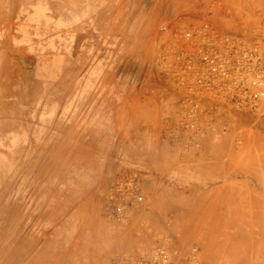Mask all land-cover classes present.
<instances>
[{
	"label": "rangeland",
	"instance_id": "374dc122",
	"mask_svg": "<svg viewBox=\"0 0 264 264\" xmlns=\"http://www.w3.org/2000/svg\"><path fill=\"white\" fill-rule=\"evenodd\" d=\"M204 26L264 43V0H0V264H258L264 101L191 88Z\"/></svg>",
	"mask_w": 264,
	"mask_h": 264
},
{
	"label": "built area",
	"instance_id": "2783aa9c",
	"mask_svg": "<svg viewBox=\"0 0 264 264\" xmlns=\"http://www.w3.org/2000/svg\"><path fill=\"white\" fill-rule=\"evenodd\" d=\"M184 38L188 55L185 71L198 96L240 112L259 108L264 101L262 41L243 32H222L211 26L187 31ZM117 212L120 214L122 208L118 207ZM191 254L194 256L196 249ZM139 264L172 263L169 251L159 247Z\"/></svg>",
	"mask_w": 264,
	"mask_h": 264
},
{
	"label": "crops",
	"instance_id": "0c3cea01",
	"mask_svg": "<svg viewBox=\"0 0 264 264\" xmlns=\"http://www.w3.org/2000/svg\"><path fill=\"white\" fill-rule=\"evenodd\" d=\"M258 137H260L262 140H264V119H262V121L260 122V124H259V126H258ZM263 197V199H264V195H262ZM231 212V211H230ZM262 236H264V235H262ZM252 247H255V246H252ZM256 248H261L262 249V251H261V253H259L258 255H257V263L259 264H264V237H263V239L261 240V242L259 243V245L257 244L256 245Z\"/></svg>",
	"mask_w": 264,
	"mask_h": 264
},
{
	"label": "bare ground",
	"instance_id": "6f19581e",
	"mask_svg": "<svg viewBox=\"0 0 264 264\" xmlns=\"http://www.w3.org/2000/svg\"><path fill=\"white\" fill-rule=\"evenodd\" d=\"M74 201V200H73ZM76 208V207H75ZM82 213V212H81ZM77 215V214H76ZM75 215V216H76ZM74 217V216H73ZM71 219V218H70ZM68 220V219H67ZM71 221V220H70ZM75 223V222H74ZM73 224V223H72ZM70 226H72V225H70ZM70 228V227H69ZM71 228H73V227H71ZM76 229V228H75ZM73 231H74V229H73ZM78 231V230H77ZM86 231V230H85ZM91 232V231H90ZM77 235V234H76ZM73 236V235H72ZM78 237V236H77ZM90 238V237H89ZM88 240V239H87ZM82 241V240H81ZM86 242V241H85ZM88 246V245H87ZM205 246H207V245H205ZM85 247V246H84ZM207 247H209V246H207ZM88 248V247H87ZM65 249V248H64ZM86 249V248H85ZM226 249V248H225ZM227 250V249H226ZM25 254V253H24ZM21 257V259H22V257H23V255L22 254H20L19 255V258ZM29 257V256H28ZM20 260V259H19ZM23 260V259H22ZM45 261V260H44ZM12 262V261H11ZM45 263V262H44ZM44 263H42V264H44ZM7 264V263H6Z\"/></svg>",
	"mask_w": 264,
	"mask_h": 264
}]
</instances>
